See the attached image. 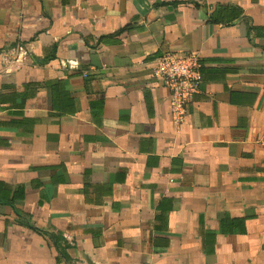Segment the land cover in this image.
Instances as JSON below:
<instances>
[{
  "label": "crops",
  "instance_id": "0c3cea01",
  "mask_svg": "<svg viewBox=\"0 0 264 264\" xmlns=\"http://www.w3.org/2000/svg\"><path fill=\"white\" fill-rule=\"evenodd\" d=\"M263 135L264 0H0V264H264Z\"/></svg>",
  "mask_w": 264,
  "mask_h": 264
},
{
  "label": "built area",
  "instance_id": "2783aa9c",
  "mask_svg": "<svg viewBox=\"0 0 264 264\" xmlns=\"http://www.w3.org/2000/svg\"><path fill=\"white\" fill-rule=\"evenodd\" d=\"M13 50L16 58H25L27 49L22 42L17 41ZM153 77L159 79L169 91L171 116L176 124L183 122L188 103L198 92L202 81L201 61L193 52H163L151 69ZM264 146V135L260 138Z\"/></svg>",
  "mask_w": 264,
  "mask_h": 264
}]
</instances>
